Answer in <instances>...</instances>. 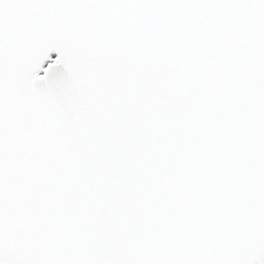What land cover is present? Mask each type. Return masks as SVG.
Listing matches in <instances>:
<instances>
[{
	"label": "snow or ice",
	"instance_id": "1",
	"mask_svg": "<svg viewBox=\"0 0 264 264\" xmlns=\"http://www.w3.org/2000/svg\"><path fill=\"white\" fill-rule=\"evenodd\" d=\"M0 264H264V0H0Z\"/></svg>",
	"mask_w": 264,
	"mask_h": 264
}]
</instances>
